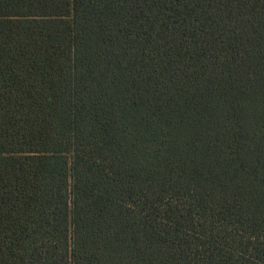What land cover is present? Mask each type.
Returning a JSON list of instances; mask_svg holds the SVG:
<instances>
[{
    "label": "trees",
    "instance_id": "obj_1",
    "mask_svg": "<svg viewBox=\"0 0 264 264\" xmlns=\"http://www.w3.org/2000/svg\"><path fill=\"white\" fill-rule=\"evenodd\" d=\"M0 264H264V0H0Z\"/></svg>",
    "mask_w": 264,
    "mask_h": 264
}]
</instances>
